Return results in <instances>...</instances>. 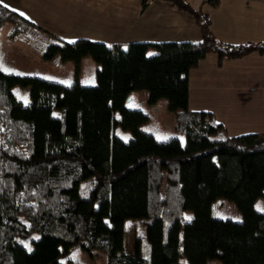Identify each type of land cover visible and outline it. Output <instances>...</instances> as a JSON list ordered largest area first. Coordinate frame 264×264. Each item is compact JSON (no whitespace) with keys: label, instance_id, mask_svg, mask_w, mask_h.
<instances>
[{"label":"trees","instance_id":"obj_1","mask_svg":"<svg viewBox=\"0 0 264 264\" xmlns=\"http://www.w3.org/2000/svg\"><path fill=\"white\" fill-rule=\"evenodd\" d=\"M150 1L141 0L140 11ZM159 1L194 21L198 42L68 44L0 0L9 42L34 37L50 63L63 62L68 47L75 66L84 57L96 65L94 86L0 72V264H63L59 259L75 248L104 253L105 264H176L180 254L185 264H264V209L253 208L263 197L264 133L227 137L211 114L186 108L187 74L206 54L215 56L216 68L264 56V38L220 42L200 7ZM204 3L215 7L217 0ZM13 87L28 89V105L15 99ZM133 91L146 92L150 105L166 101L183 146L139 130L147 116L124 107ZM115 126L133 137L123 142ZM217 198L232 201L242 219L213 217ZM185 210L193 221L183 222ZM126 219L144 226V249L138 239L124 249Z\"/></svg>","mask_w":264,"mask_h":264},{"label":"crops","instance_id":"obj_2","mask_svg":"<svg viewBox=\"0 0 264 264\" xmlns=\"http://www.w3.org/2000/svg\"><path fill=\"white\" fill-rule=\"evenodd\" d=\"M140 1L1 0V5L68 44L79 39L105 45L199 41L188 15L159 0L140 11ZM184 1L201 8L220 42L256 43L264 38V0H217L215 7L204 0ZM66 56H71L68 47L61 57L72 63ZM215 64V56L206 54L188 72L187 110L211 114L227 137L264 133V56L251 53L223 61L220 68ZM131 220L124 221L123 233Z\"/></svg>","mask_w":264,"mask_h":264},{"label":"rangeland","instance_id":"obj_3","mask_svg":"<svg viewBox=\"0 0 264 264\" xmlns=\"http://www.w3.org/2000/svg\"><path fill=\"white\" fill-rule=\"evenodd\" d=\"M9 29L8 24H4L0 29V72L19 76H32L64 86H69L75 80L81 86H94L96 65L88 57L82 58L78 66H75L74 60H72V63L64 61L55 65L46 59L45 44L39 39L35 41L34 37H32V41H28L29 43L20 39L9 42L7 40ZM150 54L152 52L147 53V55ZM70 57L66 56V59H72ZM11 93L24 106L29 104L27 88L13 87ZM124 107L128 110H139L147 116V121L139 127L140 131L150 134L158 142L176 138L181 146L184 145V137L174 131L173 113L168 109L164 99H160L155 104L150 105L147 103L146 92L133 91L127 95ZM52 115L55 116V112ZM112 133L123 142L133 137L129 131L122 130L118 126L112 129ZM253 208L257 211L264 209V190L263 197H258L253 202ZM211 215L232 221H240L242 219L241 213L235 204L225 198H217L212 202ZM182 219L183 222L193 221L192 213L185 210L182 214ZM37 237V233H31L29 236L31 239ZM136 239L139 240L140 248L144 249L146 246L144 226L136 220H131L124 225V248L131 250ZM26 243V246H28L29 243ZM144 255H146V251ZM105 258L104 253L94 250L87 252L75 248L61 257L59 261L63 264H105ZM176 264H185L182 254L178 257ZM204 264H221V262L218 259H209Z\"/></svg>","mask_w":264,"mask_h":264},{"label":"snow or ice","instance_id":"obj_4","mask_svg":"<svg viewBox=\"0 0 264 264\" xmlns=\"http://www.w3.org/2000/svg\"><path fill=\"white\" fill-rule=\"evenodd\" d=\"M5 7H7V5H4ZM21 15H23V13H21Z\"/></svg>","mask_w":264,"mask_h":264}]
</instances>
